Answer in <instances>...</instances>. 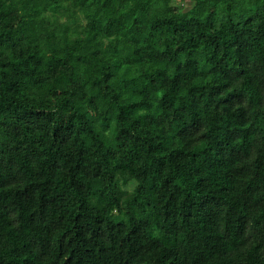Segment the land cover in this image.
<instances>
[{
    "label": "trees",
    "instance_id": "1",
    "mask_svg": "<svg viewBox=\"0 0 264 264\" xmlns=\"http://www.w3.org/2000/svg\"><path fill=\"white\" fill-rule=\"evenodd\" d=\"M0 264H264V0H0Z\"/></svg>",
    "mask_w": 264,
    "mask_h": 264
}]
</instances>
